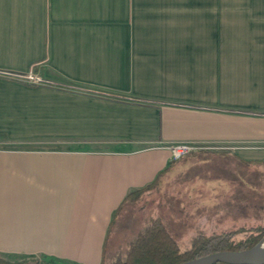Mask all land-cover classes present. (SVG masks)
Here are the masks:
<instances>
[{"label":"crops","instance_id":"obj_1","mask_svg":"<svg viewBox=\"0 0 264 264\" xmlns=\"http://www.w3.org/2000/svg\"><path fill=\"white\" fill-rule=\"evenodd\" d=\"M176 142L199 149L171 161ZM251 171L264 0H0V259L111 264L162 183L239 208Z\"/></svg>","mask_w":264,"mask_h":264},{"label":"rangeland","instance_id":"obj_2","mask_svg":"<svg viewBox=\"0 0 264 264\" xmlns=\"http://www.w3.org/2000/svg\"><path fill=\"white\" fill-rule=\"evenodd\" d=\"M249 183L250 205L244 202L243 207L239 208L237 203L235 207H225L229 202L219 203L218 207H193L194 201L187 198L191 193L185 189L188 187L186 184L176 185L173 181L162 183L159 188L150 189L154 190L148 198L140 203L138 201L141 209L139 217L145 218V221L149 217H159L182 252L188 249L191 238L199 233L211 235L240 231L235 239L242 240L247 237L250 229L264 227V174L251 171ZM199 204L210 205L211 202L208 199L202 202L197 200ZM225 213L229 215L225 217Z\"/></svg>","mask_w":264,"mask_h":264},{"label":"trees","instance_id":"obj_3","mask_svg":"<svg viewBox=\"0 0 264 264\" xmlns=\"http://www.w3.org/2000/svg\"><path fill=\"white\" fill-rule=\"evenodd\" d=\"M154 185L155 183L145 189L130 193L123 203L134 201L153 188ZM238 233L240 231L211 235L196 234L191 238L188 249L182 252L162 222L155 219L129 244L126 255L123 258L116 259L111 264H180L217 252L243 251L253 247L264 237V227L250 229L246 238L237 241L235 237ZM0 264L29 263L26 261L9 262L0 259Z\"/></svg>","mask_w":264,"mask_h":264},{"label":"water","instance_id":"obj_4","mask_svg":"<svg viewBox=\"0 0 264 264\" xmlns=\"http://www.w3.org/2000/svg\"><path fill=\"white\" fill-rule=\"evenodd\" d=\"M264 238L253 247L237 252L225 251L180 264H264Z\"/></svg>","mask_w":264,"mask_h":264},{"label":"built area","instance_id":"obj_5","mask_svg":"<svg viewBox=\"0 0 264 264\" xmlns=\"http://www.w3.org/2000/svg\"><path fill=\"white\" fill-rule=\"evenodd\" d=\"M20 81L27 85H37L41 82V79L36 74L30 73L22 76ZM198 149L197 144L191 142H176L168 145L171 161H178Z\"/></svg>","mask_w":264,"mask_h":264},{"label":"bare ground","instance_id":"obj_6","mask_svg":"<svg viewBox=\"0 0 264 264\" xmlns=\"http://www.w3.org/2000/svg\"><path fill=\"white\" fill-rule=\"evenodd\" d=\"M263 247H264V244H263Z\"/></svg>","mask_w":264,"mask_h":264}]
</instances>
